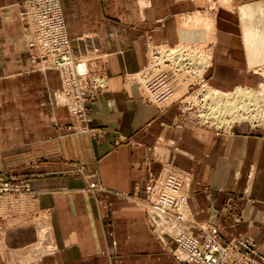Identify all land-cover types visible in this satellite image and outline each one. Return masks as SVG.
Listing matches in <instances>:
<instances>
[{"label": "crops", "instance_id": "1", "mask_svg": "<svg viewBox=\"0 0 264 264\" xmlns=\"http://www.w3.org/2000/svg\"><path fill=\"white\" fill-rule=\"evenodd\" d=\"M22 2L0 0V173L27 177L37 202L35 212L0 215V231L17 220L0 233V264H194L157 238L138 197L166 163L191 172L197 221L264 251V127L194 128L179 102L158 103L134 77L152 45L179 42L196 0H61L70 37L107 77L81 120L55 95L59 72L29 66ZM250 13L242 33H225L218 18L206 74L221 89L255 86L264 72V0H250ZM35 220L48 221L54 245L22 260Z\"/></svg>", "mask_w": 264, "mask_h": 264}, {"label": "built area", "instance_id": "2", "mask_svg": "<svg viewBox=\"0 0 264 264\" xmlns=\"http://www.w3.org/2000/svg\"><path fill=\"white\" fill-rule=\"evenodd\" d=\"M19 16L23 23L29 66L56 67L62 77L64 95L68 97L65 103L75 116L85 118L87 101L107 86V80L103 81L106 78L104 74L92 72L89 64L87 69L78 68L82 52L68 33L61 0H23ZM157 53L154 51L159 57ZM163 58L165 62L172 63L169 57ZM154 59L150 64L158 66L160 63ZM188 65L186 59L185 65L179 68H188ZM147 72L145 69L141 74L145 76ZM167 75L166 70L160 69L150 75L144 84L148 96L160 104H165L172 96ZM146 192L150 223L156 231L160 230L163 234L168 228L177 229L184 225V231L180 235L178 233L184 261L194 264H264V251L256 240L246 237L226 240L212 226L203 228L202 233L193 231V226L187 224L188 186L183 173L170 171L162 180L150 184ZM36 202V190L26 178L0 173V215L6 217L21 211L35 212Z\"/></svg>", "mask_w": 264, "mask_h": 264}, {"label": "rangeland", "instance_id": "3", "mask_svg": "<svg viewBox=\"0 0 264 264\" xmlns=\"http://www.w3.org/2000/svg\"><path fill=\"white\" fill-rule=\"evenodd\" d=\"M196 4L197 5L193 8V10L188 11L187 13H185L183 15V24H182V32L183 33L180 35L179 42L177 44H173V45H165V44H163V45L162 44L152 45L151 49H150V59L148 60L146 65H144V67H142L140 69L137 76H134L136 78V81L142 86L143 92L146 94L147 91L145 89L144 84H145L147 78L150 77V75H152L153 71L155 70V68H153L155 65L150 64V63H152L151 59H153V57L155 58L154 61L156 60L154 51L155 52L157 51L158 52L157 54L161 56V54L168 51V49H171L174 46L180 47V45L183 44L181 41L182 40L181 38L184 34L185 29H183V28L185 26H183V25H185L184 22L186 21V19H189L190 16H192L195 12L204 13V14H206V20H209L208 22H211V20H212L211 23L213 24V26L211 27V26H207V24H204L205 26L203 25L202 28L200 26L197 27V29H196L197 31L195 32V34L192 33V35H191L192 38L189 40V42H190L189 44H191L190 48L191 47H192V49L196 48V50L199 49L198 51H200V52H198L197 54H202L203 50H204V53H205L204 55L205 56L207 55L208 56L207 60H209V61H207V66L206 67H203V66L195 67L192 65V67H188V68L183 67L182 68L183 70L180 69V71L176 70V69L175 70L171 69L172 71L169 70V73L167 72V74L169 75V77L171 79H168L167 81L170 80L168 83L170 85V91H172V96L170 98L171 100L166 101V105L170 104L172 102H175V101L179 102L180 121H182V122L185 121V122L191 124L194 128H199V127L200 128H207V129L211 128L212 130H214L216 132H220V131L223 132V131L231 130L235 124L243 123V122H246L249 125L251 124L254 127H257V126H263L264 127V121H262V120H264V111H263L264 110L263 109L264 108V102H262L259 106L261 112L254 111V112H258L257 113L258 117L254 116V117H250L248 119L247 118H245V119L244 118L233 119L232 118L233 115L230 116V114L226 113L225 114L226 119L225 120L221 119V121L220 120L218 121L217 119H215L216 116H214L212 113L213 112L212 103L215 102V107H219V106L220 107H227L231 101L230 100L227 101L226 96H221L219 98L220 101H215L216 99L214 101H212L213 100V99H211L212 94H209L207 91L208 89H211V88H217L219 90H224L218 86L213 85L211 82H209L208 74H206L208 66L213 64V55H214L213 52H214V46H215L214 44L217 41L216 33L218 32V18L221 19V21H223L222 26H224L223 27L224 29H221V30L225 31V33H228L229 26H233L235 32L237 30L238 32L242 33L244 31L245 20L246 19L249 20L250 16H252V14L250 13V0L249 1L248 0H196ZM198 29H200V30H198ZM201 31L202 32L204 31V33L206 34L207 37H206V39H203L200 41L198 38H196L199 36L196 33H199ZM22 36H23V40L25 42V36H24V30L23 29H22ZM196 45H197V47H196ZM198 45L203 47V48L201 47L202 50L200 49V46L198 47ZM164 47L167 48V50H165ZM163 48H164V50H163ZM161 51H163V52L161 53ZM201 63L198 65H201ZM88 64H89V67L91 68L89 61H88ZM145 69L148 72L144 76L141 74V72H143ZM57 71L59 72V70H57ZM92 72H93V70H92ZM59 74H60V72H59ZM60 78H61V87L55 92V95L58 98V101H61L62 104L66 105L69 112L72 115H74L70 111L68 104L65 103V101H64V100H66V98L64 97V93H62L63 82H62L61 75H60ZM106 80H107V77H106ZM263 84H264V72H262L261 79L258 82V84H256L255 86L254 85L253 86H248V85L242 86V85H240V87H243V88L246 87V89L249 88V89H253V90L257 91L258 94H256L255 97L251 98V100H254V99L256 100V99H259V97H260L259 96L260 90L258 88H260ZM235 88L230 89V90H224V91H226V92L233 91V90L235 91ZM204 93H206V94L208 93L207 96ZM203 94L205 97L204 96L202 97ZM147 96H148V94H147ZM201 97H202V99H205L206 102H204V100H202ZM90 99H92V98H90ZM197 99H200L201 105L196 103ZM162 106H164V105H162ZM239 106L241 109L238 108L237 111L240 112V110H242V113L237 114V115H239V117H242L247 113L253 114V112L251 113V111L249 110V105H248V108H246L243 105V102L241 101L238 103V107ZM243 106L246 108L247 111L245 110V108L242 109ZM243 111H245V112H243ZM255 117H257V118H255ZM78 119L81 120L83 118L79 117ZM228 120H229V123L225 124L224 122H227ZM170 171L183 173L187 178L188 198H187L186 212H187V216L189 218V221L187 219V222H188L187 224H189V226H193L192 229L197 234L204 232L203 228H206V226L211 227L206 222L197 221L196 218H194V215H192L190 208H189L190 183H191V179H192L191 172H189V170L178 167L174 163L164 164L163 170L159 173H156V174L150 173L148 178H147V181L143 187V190H142L143 192H142V194H138V197H139V200L141 202V206L144 208V210L146 212L147 222H148L149 226L151 227L152 231L157 236V238L168 247V249L171 251V253L174 255L175 258H177L179 261H184V256L182 257V252H181L182 248H180V246H182V245L180 244V241L178 240L180 233L182 231H184V225L179 226L177 229H175L173 227L168 228V229H166L167 231H165L163 234H160V230L156 231L154 228V225L150 223V220H151L150 204H149L148 199H146L147 198L146 197L147 196V192H146L147 187L150 184L153 185L157 181L162 180V178L166 174H168ZM15 175H20V174H15ZM21 176H23V175H21ZM23 177L26 178L31 183V181L27 177H25V176H23ZM31 185H32V183H31ZM96 190L98 191V189H96ZM90 191L94 192V189L92 188V189H90ZM6 217H7V215H6ZM12 219H14V218H12ZM12 219H9V220H12ZM194 220H195V222H194ZM15 221H17V220H14V221L12 220V221L8 222L6 225L9 226L10 224L14 223ZM194 223H195V225H194ZM34 224L35 225L32 226L27 231V234L24 237L23 243H25L26 245L24 246L25 247L24 250H22L19 253V256L22 260H27L23 257L24 256L23 254L25 253V250H27V249H40V250H42V248H43L44 251H47L49 249L51 250L52 246L54 245L53 237L51 234V228H50V225L48 224V221L42 222L39 220H35ZM6 227L1 229L0 233H2L3 231L6 232L7 231ZM189 230H190V227H189ZM178 233H179V235H178ZM7 234L8 233H6V235L3 237L4 242H7L6 241L8 238ZM246 238H250V237H246ZM0 239H2V237H0ZM250 239H253V238H250ZM0 244H1V241H0Z\"/></svg>", "mask_w": 264, "mask_h": 264}, {"label": "bare ground", "instance_id": "4", "mask_svg": "<svg viewBox=\"0 0 264 264\" xmlns=\"http://www.w3.org/2000/svg\"><path fill=\"white\" fill-rule=\"evenodd\" d=\"M208 18V17H207ZM210 18V17H209ZM211 20V19H210ZM209 20H206V14H204V13H201V12H195L192 16H190V18L189 19H186V21L184 22L185 23V25H183V26H185L183 29H185L184 30V34H183V36H182V43L183 44H181L180 45V47H172L171 49H168V51H166V52H164L163 54H161V56H155L156 57V60L155 61H157L158 63H160V66H161V68L159 67V66H154L153 68H155V70L153 71V73H155V72H157L158 70H160V69H164V70H166L168 73H169V70H171V69H176V70H179L180 71V68H179V66H182V65H185V60L187 59V62L190 64V66L189 67H192V65L193 66H195V67H197V66H199V67H201V66H203V67H206L207 66V61H209V60H207V55L205 56L204 54V50H203V53L202 54H197L198 52H200V51H198L199 49H197L196 50V48H193L192 49V47L190 48V45L191 44H189L190 42H189V40L192 38V33L193 34H195V32L197 31L196 29H197V27H201L202 28V26L204 25V24H207V26H213V24L211 23L212 22V20H211V22H208ZM211 24V25H210ZM205 26V25H204ZM206 26V27H207ZM204 28V27H203ZM198 30H200V29H198ZM183 33V32H182ZM197 35H199L198 37H196V38H198L200 41L201 40H203V39H206V34L204 33V31L202 32H199V33H196ZM191 36V37H190ZM179 46V45H178ZM194 46V45H193ZM200 45H198V47H199ZM196 47H197V45H196ZM202 46H200V49L202 50V48H201ZM165 48V47H164ZM164 48H163V50H164ZM158 49V48H157ZM165 50H167L166 48H165ZM163 51H161V53H162ZM82 58L78 61V68L79 69H87V67H88V63H87V61H86V59H87V57H88V55H86V54H84L83 52H82ZM164 56H167V57H169L171 60H172V63H167V62H165L166 60L163 58ZM198 59V60H197ZM88 60V59H87ZM202 62V63H201ZM201 63V65H198V64H200ZM185 67H187V66H185ZM34 68H36V69H39V70H42V71H44V70H47V69H56L57 70V68L56 67H53V66H47V65H41V66H38V67H34ZM189 70V69H188ZM172 71V70H171ZM178 72V71H177ZM194 72V71H193ZM152 73V74H153ZM171 73V72H170ZM167 80L168 79H171L170 77H169V75H167ZM103 79H100V81H102ZM103 81H106V78H105V80H103ZM170 81V80H169ZM168 81V82H169ZM264 85V84H263ZM261 86L260 88H258L259 90H260V94H259V99H254V100H251V98H253V97H255V95L256 94H258V92L257 91H255V90H253V89H249V88H247L246 89V87L245 88H243V87H240V85L239 86H236V88H235V91L233 90V91H229V92H226V91H224V90H219V89H217V88H211V89H208L207 91H208V93L209 94H212V96H211V99H213L212 101H214L215 99V101H220V97L221 96H226V100L228 101V100H230L231 102H230V104H228V106L227 107H215V102H213L212 103V110H213V115L214 116H216V118L215 119H217L218 121L220 120L221 121V119H226L225 117H226V113L227 114H230V116L231 115H233L232 116V118L233 119H239V118H250V117H254V116H257L258 117V112H254V111H259V112H261L260 111V108H259V106H260V104L262 103V102H264V86ZM200 90V89H199ZM204 91V90H203ZM202 91V92H203ZM61 92V91H60ZM206 92V91H205ZM62 93H64L63 91H62ZM207 93V94H208ZM238 93V94H237ZM204 94H206V93H204ZM204 94L202 95V97L204 96ZM207 94H206V96H207ZM200 95V94H199ZM228 96V97H227ZM64 97L66 98V100H67V96L66 95H64ZM202 97H201V99H202ZM205 97V96H204ZM202 100H204V102H206L205 101V99H202ZM65 101V100H64ZM243 102V105L246 107V108H248V105H249V110L251 111V113L253 112V114H249V113H247V114H245L244 116H242V117H239V115H237V114H240V113H242V110H240V112L239 111H237V109L238 108H240V106L238 107V103L239 102ZM196 103H198L199 105H201V103H200V99H197V101H196ZM211 105V104H210ZM242 105V104H241ZM205 106V105H204ZM243 106V108L242 109H244L245 107ZM242 107V106H241ZM216 108V109H215ZM224 108V109H223ZM246 108H245V110H246ZM263 108V107H262ZM241 109V108H240ZM264 109V108H263ZM247 111V110H246ZM264 111V110H263ZM243 112H245V111H243ZM203 114V113H202ZM225 115V116H224ZM263 115V114H262ZM220 116V117H219ZM257 117H255V118H257ZM262 117V116H261ZM209 119V118H208ZM260 119V118H259ZM263 119V118H262ZM261 119V120H262ZM262 121H264V120H262ZM222 123V122H221ZM225 124H228L229 123V120L227 121V122H224ZM230 126V125H229ZM231 128V127H230ZM211 129V128H210ZM180 171V170H179ZM22 212H26V211H22ZM42 251L40 250V249H27V250H25V253L23 254L24 256V258L25 259H32V258H35L36 256H38L40 253H41Z\"/></svg>", "mask_w": 264, "mask_h": 264}]
</instances>
